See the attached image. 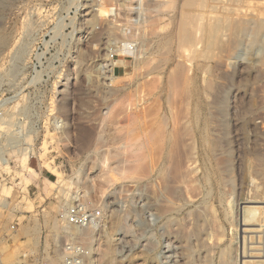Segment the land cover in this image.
Instances as JSON below:
<instances>
[{"label":"rangeland","instance_id":"rangeland-1","mask_svg":"<svg viewBox=\"0 0 264 264\" xmlns=\"http://www.w3.org/2000/svg\"><path fill=\"white\" fill-rule=\"evenodd\" d=\"M0 152L4 264H264V0H0Z\"/></svg>","mask_w":264,"mask_h":264},{"label":"built area","instance_id":"built-area-1","mask_svg":"<svg viewBox=\"0 0 264 264\" xmlns=\"http://www.w3.org/2000/svg\"><path fill=\"white\" fill-rule=\"evenodd\" d=\"M126 45H123V48ZM129 49L124 48L123 54L129 53ZM41 49L39 45L37 46V51L32 55V62L40 63L42 60ZM54 128H58L56 121L54 122ZM30 133H34V130H27L29 136ZM34 155H31L30 158H33ZM0 158H2V153L0 152ZM57 218L63 224L71 229L84 230L88 229L91 226L95 225L100 219V211L89 210L82 202L75 201L69 207H66L58 212ZM14 228V227H12ZM90 255L89 248L83 245H80L73 239L65 241L62 252H61V261L60 264H85L86 260ZM0 264H3V254L0 250ZM25 264V263H21ZM51 264V263H43Z\"/></svg>","mask_w":264,"mask_h":264},{"label":"bare ground","instance_id":"bare-ground-1","mask_svg":"<svg viewBox=\"0 0 264 264\" xmlns=\"http://www.w3.org/2000/svg\"><path fill=\"white\" fill-rule=\"evenodd\" d=\"M234 41H235V48L237 47V46H239V44H241V40L243 39H241V37L242 36H245V37H248V36H250V38L251 39H253V41L254 40H256L257 39V35L259 34V29H258V27L257 26H255V25H253V26H237V27H235V29H234ZM248 35V36H247ZM260 38H261V36H259ZM258 37V38H259ZM243 41V40H242ZM259 42V41H258ZM238 48V47H237ZM237 56V52L236 53H234V55H232V59L233 58H235ZM57 123V122H56ZM17 129H18V127H17ZM18 132L16 131L14 134L16 135ZM15 135H14V137H15ZM20 134L18 133L17 134V137H15V138H20V136H19ZM17 140L15 139V142H16ZM14 142V141H13ZM15 144V143H14ZM18 145V144H17ZM23 145H25L24 147H22L21 148V150H20V153H22L23 155H24V162H23V164L22 165H24L27 169H29V170H31V168L28 166V159H26L27 157H26V155L28 156V158L30 157V147L28 146V145H26V144H23ZM31 155H33V154H31ZM3 163V162H2ZM4 165H6V163L4 164ZM67 183V182H66ZM72 182L71 181H69L68 183H67V186L68 185H70ZM2 191V190H1ZM0 195H2V194H0ZM5 196H6V194H5ZM5 196H3V198L5 199ZM9 196V195H8ZM7 196V197H8ZM74 199V198H73ZM3 201V202H2ZM2 202V203H1ZM6 202V201H5ZM4 202V200H1L0 199V207L1 208H5V205H6V203ZM24 205H26V206H28V202H27V200H25L24 201ZM25 208H28V209H30L29 207H25ZM23 209V208H22ZM26 210V209H25ZM254 229V228H253ZM66 230H67V228H66ZM65 230V231H66ZM199 230V232H201V230L200 229H198ZM254 245H255V239H254V236H253V232H252V234H250L249 235V239H248V241H247V244H246V252H247V254L248 255H250L251 254V252H252V250L254 249ZM226 256H227V254L226 253H224V261H223V264H227V259H226ZM5 257V256H4ZM5 259V258H4ZM4 259H3V264H4Z\"/></svg>","mask_w":264,"mask_h":264},{"label":"crops","instance_id":"crops-1","mask_svg":"<svg viewBox=\"0 0 264 264\" xmlns=\"http://www.w3.org/2000/svg\"><path fill=\"white\" fill-rule=\"evenodd\" d=\"M31 164V160L29 161V165Z\"/></svg>","mask_w":264,"mask_h":264}]
</instances>
